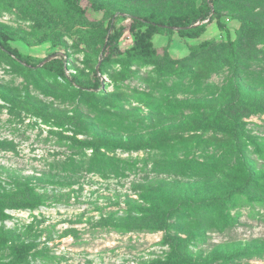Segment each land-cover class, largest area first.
<instances>
[{
	"label": "rangeland",
	"instance_id": "1",
	"mask_svg": "<svg viewBox=\"0 0 264 264\" xmlns=\"http://www.w3.org/2000/svg\"><path fill=\"white\" fill-rule=\"evenodd\" d=\"M79 1L84 15L64 0H0V29L23 55L66 54L68 73L92 84L111 13L127 27L128 15L183 14L206 2ZM214 9L225 28L215 19L199 38L158 33L151 58L127 55L135 38L126 29L100 92L26 67L0 47V190L28 187L41 201L8 208L0 221L34 246L23 264H151L167 258V234L181 239L191 264H264V0H218ZM232 118L262 185L256 191L239 189L249 175L229 153ZM73 136L106 144L105 156ZM208 199L220 224L180 222ZM154 209L175 214L160 229ZM226 216L238 223L222 228ZM14 261L0 252V264Z\"/></svg>",
	"mask_w": 264,
	"mask_h": 264
},
{
	"label": "trees",
	"instance_id": "2",
	"mask_svg": "<svg viewBox=\"0 0 264 264\" xmlns=\"http://www.w3.org/2000/svg\"><path fill=\"white\" fill-rule=\"evenodd\" d=\"M66 8L77 14L84 15L86 9L81 5L79 0H64ZM218 3V0H206L204 5H201L196 10L183 14H159L149 13L145 15H128L130 18L129 26L123 24L117 25V13L113 12L110 14L107 27L104 30L103 35V62L95 70V79L92 84H85L83 81L78 80L73 74L67 71L68 56L61 53H52L44 58H35L29 55H23L19 49L10 43L11 37L0 29V47L15 61L18 63L32 68L42 69L52 72L61 77L67 84L73 87H78L81 91H92L100 92L104 81L101 78V71L104 64L111 60L112 54L116 51L115 43L123 35L125 30H129L135 38L134 45L127 50V55H137L151 58L156 54L157 49L153 46L152 38L158 33L168 32L177 33L179 36L184 38H199L207 30L208 24L213 22L215 19L218 25L222 28L225 26L221 23V15L214 9V5ZM125 16V15H124ZM209 40L203 41L200 45H209ZM241 105L240 102H233L228 110L237 108ZM227 110V112H228ZM226 114V111H222ZM233 131L232 140L233 146L229 152L232 156L237 159V163L242 166V169L246 170L248 177L246 181L239 187L241 192H250L251 190L256 191V188H261L262 185H257L254 176H252V167L245 158V142L243 141V132L240 125L237 124L236 119H233ZM75 144L82 148L92 149V153L99 160L105 156L103 149L107 147L102 142L94 141H83L75 136L72 137ZM118 168V167H117ZM26 189H18L17 192H1L0 190V221H3L8 217L6 209H18V208H34L41 205V201L37 199L35 193L28 192ZM229 196L227 195L222 201H228ZM213 203V199H208L202 204L198 211L193 215L184 216L180 222L185 226H189L196 222L199 228L213 227V222L220 224L221 218L213 209L206 208ZM174 211H157L153 210V222L159 223V228L162 229L169 223L167 222V216H173ZM178 217H181L178 215ZM189 217L193 219H189ZM238 223L237 217L226 216L222 219V228L233 226ZM164 226V227H163ZM221 228V227H220ZM166 242L170 244L171 250L167 255V258L163 260L154 261L151 264H191L187 259L186 254L181 248V239L176 238L175 235L167 234L165 236ZM34 246L31 243L20 241L19 237L13 230L0 228V252L5 249L10 250L12 256L15 258L13 264H23L27 261L29 254L32 252ZM233 256L230 257L232 259Z\"/></svg>",
	"mask_w": 264,
	"mask_h": 264
},
{
	"label": "crops",
	"instance_id": "3",
	"mask_svg": "<svg viewBox=\"0 0 264 264\" xmlns=\"http://www.w3.org/2000/svg\"><path fill=\"white\" fill-rule=\"evenodd\" d=\"M202 35H203V34H202ZM202 35H201V36H202ZM201 36H200V37H201Z\"/></svg>",
	"mask_w": 264,
	"mask_h": 264
}]
</instances>
